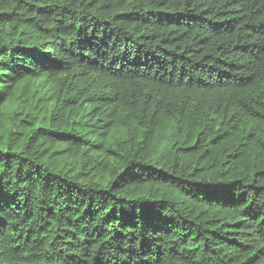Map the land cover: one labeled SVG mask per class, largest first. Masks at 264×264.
Returning <instances> with one entry per match:
<instances>
[{
  "label": "trees",
  "instance_id": "trees-1",
  "mask_svg": "<svg viewBox=\"0 0 264 264\" xmlns=\"http://www.w3.org/2000/svg\"><path fill=\"white\" fill-rule=\"evenodd\" d=\"M0 264H264V0H0Z\"/></svg>",
  "mask_w": 264,
  "mask_h": 264
}]
</instances>
